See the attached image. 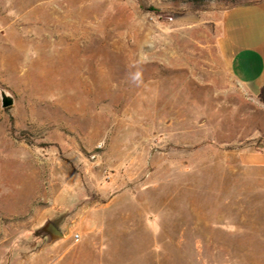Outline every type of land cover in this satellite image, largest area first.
I'll list each match as a JSON object with an SVG mask.
<instances>
[{"label": "rangeland", "instance_id": "374dc122", "mask_svg": "<svg viewBox=\"0 0 264 264\" xmlns=\"http://www.w3.org/2000/svg\"><path fill=\"white\" fill-rule=\"evenodd\" d=\"M254 1L0 0V264H264V103L218 49Z\"/></svg>", "mask_w": 264, "mask_h": 264}, {"label": "crops", "instance_id": "0c3cea01", "mask_svg": "<svg viewBox=\"0 0 264 264\" xmlns=\"http://www.w3.org/2000/svg\"><path fill=\"white\" fill-rule=\"evenodd\" d=\"M218 49L227 73L251 96L264 87V0L227 8L220 21ZM247 167L264 169V143L240 154Z\"/></svg>", "mask_w": 264, "mask_h": 264}, {"label": "water", "instance_id": "95a60500", "mask_svg": "<svg viewBox=\"0 0 264 264\" xmlns=\"http://www.w3.org/2000/svg\"><path fill=\"white\" fill-rule=\"evenodd\" d=\"M1 99L3 108H9L10 106H12L13 101L9 96L1 93ZM36 234L42 237H46L48 239V244H52L64 238V235L52 222H46L44 226L36 232Z\"/></svg>", "mask_w": 264, "mask_h": 264}, {"label": "trees", "instance_id": "16d2710c", "mask_svg": "<svg viewBox=\"0 0 264 264\" xmlns=\"http://www.w3.org/2000/svg\"><path fill=\"white\" fill-rule=\"evenodd\" d=\"M259 1V0H258ZM256 2V1H254ZM248 3H251V2H247V3H241L239 5H242V4H248ZM257 98L264 103V87L262 88L261 92L259 93V95L257 96Z\"/></svg>", "mask_w": 264, "mask_h": 264}]
</instances>
